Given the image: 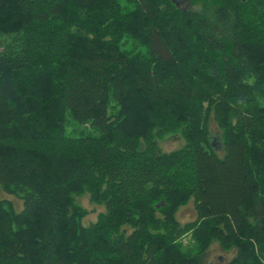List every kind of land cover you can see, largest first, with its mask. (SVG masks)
<instances>
[{
	"label": "trees",
	"instance_id": "obj_1",
	"mask_svg": "<svg viewBox=\"0 0 264 264\" xmlns=\"http://www.w3.org/2000/svg\"><path fill=\"white\" fill-rule=\"evenodd\" d=\"M0 189V264H264V0H0Z\"/></svg>",
	"mask_w": 264,
	"mask_h": 264
},
{
	"label": "rangeland",
	"instance_id": "obj_2",
	"mask_svg": "<svg viewBox=\"0 0 264 264\" xmlns=\"http://www.w3.org/2000/svg\"><path fill=\"white\" fill-rule=\"evenodd\" d=\"M181 6H187L186 3L180 2ZM211 131L214 135V139L218 137L219 129L214 120L211 121ZM185 145V141L180 134L168 135L165 139L160 142V148L163 153H169L178 149H181ZM0 199H10L18 211L23 209V202L17 198L8 196L4 194L0 189ZM79 202L89 210V215L85 219V224L90 225L93 222H96L97 217L100 213L104 212V207L96 206L90 203L89 197H83ZM197 214L194 208V203L191 202L188 206L181 208L178 213V219L182 224L192 222L196 219ZM257 241L262 242L264 240V235L262 232L256 234ZM186 242V239H185ZM235 251L224 252L218 242H215L207 259L208 264H229V262L234 258Z\"/></svg>",
	"mask_w": 264,
	"mask_h": 264
},
{
	"label": "water",
	"instance_id": "obj_3",
	"mask_svg": "<svg viewBox=\"0 0 264 264\" xmlns=\"http://www.w3.org/2000/svg\"><path fill=\"white\" fill-rule=\"evenodd\" d=\"M219 143V142H218Z\"/></svg>",
	"mask_w": 264,
	"mask_h": 264
}]
</instances>
